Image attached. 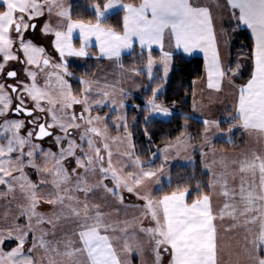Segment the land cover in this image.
I'll return each mask as SVG.
<instances>
[{
    "label": "snow or ice",
    "instance_id": "1",
    "mask_svg": "<svg viewBox=\"0 0 264 264\" xmlns=\"http://www.w3.org/2000/svg\"><path fill=\"white\" fill-rule=\"evenodd\" d=\"M211 2L215 4L216 0ZM227 3L232 9L239 10L236 19L251 29L255 40L254 71L247 84L239 88L236 115L228 122L239 120L240 124H233L234 127H242L264 137V0H227ZM118 6L126 12L122 35L101 26V20L106 14ZM54 9H57L58 17L68 20L67 33L53 30L48 24L44 25L43 31L54 32L55 47L62 58L65 55H87L84 48L89 45L93 36L99 42L103 56L110 59L119 58L121 49H130L132 39L135 37L139 40L141 48L151 49L153 44L159 46L166 76L172 58L171 52L164 51L167 33L170 47L182 48L186 53L198 48L205 53L209 89L221 91L222 82L230 75H236L230 67L221 65L212 11L207 4H201L200 0H143L139 7L120 5L119 0H108L102 6L98 2L93 5L97 23L87 25L72 23L71 14L64 8L62 0H0V60H2L0 76L15 81L14 84L0 83V117H7L9 112L13 111L18 115L32 118L28 123L35 125L33 131L21 136L20 129L25 127L24 120L5 119L3 124H0L4 130L0 136L6 141L0 142V186H4V189L0 190V199L12 195L13 199L19 196L27 202L18 205L19 215L12 224L6 230L0 229V264H44L45 259L47 264H131L129 258L131 253L142 255L143 248L138 241L135 244L129 242L127 221L123 222L125 227L120 228L118 224L108 222L106 214L100 210V205L89 206L90 197L94 196L98 189H103L104 193L110 196H119L121 204L124 202L121 190L134 193L139 199L146 201L143 215L149 217L155 226L141 227L139 231L147 236L152 245L154 264H161L162 251L169 255V264H221L223 250L218 242L217 226L214 222L217 219L223 220L225 216L233 221L226 230L239 226L253 236L251 240L245 236L254 253L249 255L252 264H264V155L257 151L245 154L243 159L233 161L237 168L230 173L227 172L225 165L226 171L219 176L214 175L207 185L209 193L201 192L200 185H197V198L191 203L186 200L190 195L187 188L173 191L157 201L149 195H141L138 189L153 180L159 185L164 174L163 166L159 170L145 171L137 159L134 164L139 170L127 173L126 179L121 171L113 166V153L106 142L103 143V151L107 154V167L104 166L105 156L101 154L102 148L92 137L107 140L106 127L104 130L97 127L96 122L101 118H93L90 113L92 104L102 105L105 101L90 99L92 86L88 81H81L85 85L83 96L77 98L62 73H46L48 82L42 88L37 84L36 72H27L32 81L31 84H27L18 79L16 70H7L9 62H20L19 55L14 52L17 41L19 49L26 57L24 63L35 65L41 72L50 66V60L44 56V48L26 40L25 33L36 29L34 20L45 15L46 11L51 14ZM233 15L235 16V13ZM74 29L80 30L84 44L79 50L73 49L71 45V34ZM153 63L149 54L147 71L150 80L153 79ZM51 67L63 68L64 73H67L66 65L54 64ZM140 74L141 70L135 71V75ZM53 75L57 83L55 90L51 88ZM228 82L231 83L230 80ZM21 89L23 95L13 97L9 94V90L11 93H17ZM158 92L159 88L153 90L154 98ZM98 94L103 98L109 95L102 90ZM25 97L33 102L32 108L26 106ZM13 100L18 101L14 108ZM42 101L46 102L47 107ZM76 104L84 106L83 112L79 115L75 112L67 113L66 110ZM148 104L154 114L166 117L172 115L167 108L156 104L154 99L149 100ZM39 113L50 114L52 123L41 122ZM84 113H88V116L85 117ZM77 121H84L86 127ZM202 123L205 126V143L212 147L209 133L215 128L217 131L213 135H225L219 131L222 121L205 119ZM56 127L64 133L63 137L56 136V142L60 144L61 140L65 139L67 147H61L59 155L45 153V163L38 165L36 156L40 149L39 145L31 142L32 137L35 136L39 140L52 136L53 132L50 129ZM82 127L84 131L80 139L86 142L89 152H84L83 145H78L75 140L68 139L71 136V129ZM231 131L230 128L228 132ZM4 133L11 135L7 136ZM77 148L82 155H77ZM69 157H75L76 162V168L72 169L71 174L64 166V161ZM50 161L53 162L52 167H48ZM26 166L36 169L41 175L38 183L28 178L24 171ZM80 168L84 169L83 174L77 172ZM90 170L93 173L99 171L103 179H110L113 182V186L109 187L103 180L98 185H88L86 177ZM73 176L75 184L69 187ZM237 176L239 183H230L229 177L235 181ZM129 179L131 184L128 182ZM47 184H51L52 190L45 197L42 195L41 186ZM77 192L83 193V200L75 194ZM213 194L225 198L223 207L218 212L213 211ZM41 202L59 206V211L46 218L36 211ZM22 217L26 220L23 225L16 222ZM61 220L74 222L75 228L71 235L66 234L63 241L45 239L48 235H55ZM44 223L50 224L51 230L41 229L40 235L37 236L36 227ZM117 230L124 234L122 247L118 245L120 237L114 235ZM30 233L31 246L26 249ZM133 239L135 240V234ZM6 241H13L16 246L5 252L3 245ZM37 249L43 250L45 256L35 255Z\"/></svg>",
    "mask_w": 264,
    "mask_h": 264
},
{
    "label": "rangeland",
    "instance_id": "2",
    "mask_svg": "<svg viewBox=\"0 0 264 264\" xmlns=\"http://www.w3.org/2000/svg\"><path fill=\"white\" fill-rule=\"evenodd\" d=\"M206 1L205 4H207L212 11L213 19L217 18L220 15V11L222 6L225 4L224 0H216V3L213 4L211 0H200V2ZM63 6L65 9H67L71 16L74 13V8H76L77 11H88L95 15L93 5L96 3H93L90 7L87 5L86 9L85 7H80L83 3V0H62ZM108 0L105 1L107 3ZM120 5H132L131 3L125 2L123 0H119ZM138 4V3H137ZM136 5V4H134ZM76 6V7H75ZM122 10L123 16H124V9L122 7H116L115 9L109 11L106 16L101 20V22L110 14ZM57 9H54L51 14H48L47 11L45 12V15L39 17L38 19L34 20L33 23L36 25V29L34 31H29L25 33V39L32 41V43L36 46L43 47L45 52L44 56H46L50 60V67H47L44 72H41L40 69H38L35 65H28L23 62V64H19L15 69L14 66L9 65L7 66V70L14 69L17 72H20V75L23 76L22 78L18 79L22 83L31 84V78L27 75L28 71H33L37 73V84L39 87H45L48 82V77L46 73L50 72H59L64 75V79L69 84V76L67 73H70V70H68L69 64H75L74 66H79L85 64L87 60H92L94 62L95 70L92 72V74L89 76V78L80 79L81 81H88L92 86V95L90 99H103L105 102L102 105H96L92 104L91 106V116L93 118L100 117L101 119L96 122V126L99 127L101 130H104L106 127V136L107 140H103L101 137H95L92 138L97 142V144L102 148L101 154L105 156V167H107V154L103 151V143L106 142L109 144V150L113 153L112 156V163L113 166L120 170L122 175L127 179V173L129 172H135L139 169L134 164V161L137 160V158L134 156V150H133V141L131 134L128 130V124L126 122V106L125 99L131 98L133 96L140 95L145 89H147V84L143 83L139 77V75H135V70H129L128 72L125 71L126 68L123 67L121 63V57L116 58L112 57L111 59L107 56H103L100 51V45L99 42L95 39V37H91L90 43L87 47L84 48L87 55L84 56H68L65 55L63 58L60 56V53L56 50L55 47V40L56 37L54 35V32L45 33L43 31V27L45 24L50 25V27L53 30L63 31L67 33V24L68 20L66 18L58 17L56 15ZM77 14V13H76ZM126 14V12H125ZM226 15V14H225ZM235 17L232 18V20L226 18L225 21L229 26L235 27ZM72 23H83V24H96L97 23V17L96 22H84L79 20H74L71 18ZM230 22H234L232 25ZM101 26L105 29H110L102 25ZM112 30V29H111ZM114 31V30H112ZM124 28L122 25V31L116 33L123 34ZM221 32V31H220ZM71 45L72 48L75 50H79L81 47L84 46L83 41L80 37V30L74 29L71 34ZM133 49V47H132ZM124 49H121V51ZM197 51H201L200 49H196ZM164 51H166V48L164 47ZM14 52H16L20 59L24 61L26 57H24L23 52L19 49V42L14 45ZM203 52V51H202ZM187 57V56H186ZM154 63L152 66V73H153V81L155 78L160 79L161 83L155 89L159 88V92L157 93L156 97L152 96L146 101V106L148 107V114L146 116V120H168L170 116H163L154 114L151 111L150 105L148 104L149 100H153L158 105H161L163 108H167L172 114L174 113V110L170 108V106L157 102L156 98L160 93H162L165 83L167 82L170 74V64L172 62V58L168 65V73L165 76L164 73V65L162 63V56L160 58H154L152 57ZM2 62V60H0ZM147 63L148 59L145 62L144 66H142V71L146 74L147 79L148 77V71H147ZM54 64H63L66 65L67 73H64L63 68L61 69H53L51 65ZM232 64V63H231ZM68 65V67H67ZM122 65V66H121ZM42 67V62H41ZM172 69V68H171ZM204 69V67H203ZM234 72L236 71L235 68L232 69ZM203 76V75H202ZM202 78V77H201ZM200 78V79H201ZM204 79H201L199 83L197 80L193 82V93L191 97V115L194 118L200 117V119H197L199 121H203L205 119L207 120H216L220 121L222 119L231 120L233 116L236 115V108H237V102L238 95H239V88L242 85H239L233 80L232 75L226 78L222 82L221 91H216L214 89H209L207 87L208 82V74H205ZM150 80V79H149ZM231 81V83H227L228 81ZM249 80V79H248ZM4 83V82H2ZM11 83L14 84L15 81L11 80ZM149 83V82H148ZM247 84V82H246ZM195 85V86H194ZM244 86V85H243ZM81 95L76 96L77 98H81L83 96V90L85 85L81 83ZM51 88L55 90L57 88L56 83V77L53 75L51 77ZM106 91L109 93L108 97L103 98L98 93L100 91ZM72 91V90H71ZM23 94L22 89L18 91L17 95ZM74 95V94H73ZM27 98V97H26ZM26 101L27 107H33V102L28 98ZM43 104L47 107V104L45 101H42ZM83 105L76 104L73 105L71 109H67V113L71 114L72 112H75L77 115L79 113L83 112ZM229 109L231 112H227ZM101 110H106L105 113H99ZM42 114L47 118L51 119L50 114L45 113H39ZM113 115V124L112 127L114 129V132L109 131L108 126V119ZM36 115V113H35ZM59 115V113H58ZM85 117L88 116V113H84ZM195 117V118H196ZM202 117V118H201ZM4 122V121H3ZM3 122L1 124H3ZM78 123H81L84 125V121H77ZM235 125H239L240 121L235 120ZM50 123V122H49ZM86 127V125H84ZM84 127L80 129H71V138L76 141L78 145H83L84 152H89V149L87 147V144L85 141H81L80 136L84 131ZM230 129V128H229ZM228 129V130H229ZM231 133L228 132V130L222 131L219 129L221 133H224L225 135L216 136L213 135L217 130L215 128L212 129V131L209 133V137L211 140L212 147H209L208 144L205 143V136L204 133L202 135V139L197 142L193 143L191 142V136L189 133H184V135L174 141L173 143L163 146L160 149H157L151 154L150 160L148 162H142L140 161L141 165L144 166L145 171L148 170H159L163 166V177H161V183L159 185L156 184L155 180L147 182L143 187L139 188L138 191L141 195H149L154 200H160L163 198L161 197H155V192L159 190L163 183L168 182L170 172L172 168L176 166H184L189 165L194 160V155L196 153L199 154L202 164L203 172L206 173L209 177V182L213 179V176H219L222 174V170L225 169V165H227V168L229 170L230 162H232V157L234 153L227 152L222 149H217L213 147V144L217 141H231L232 137L235 134H239L244 138V145L249 147L254 146L252 144L254 142V139L257 140V138L260 137L259 141L257 142V145H262L264 147V137H261L258 133H254L252 131L245 130L242 127H232ZM3 128L0 127V133H3ZM9 133H4V135ZM11 134V133H10ZM57 134V133H56ZM64 133L57 134L56 136L63 137ZM9 136V135H8ZM56 136L49 138L47 141L41 144L32 142L33 144L39 145L40 151L38 152L36 156V163L38 165H43L45 163V153L51 152L55 153L56 155H59L61 151V147H65V139L61 140V143L58 144L56 142ZM3 140L4 143L6 141L3 139V136H0V142ZM27 150V149H26ZM77 155H82L80 152V149H76ZM232 156V157H230ZM157 159H160L161 162L159 163V168L152 169L150 167L151 164ZM53 162L48 163V167H52ZM205 165H208L209 167L206 168ZM64 166L68 169L69 173L71 174L72 169L76 168V162L75 157H69L66 161H64ZM25 173L27 174L28 178L33 182H39V180L42 178L41 175H39L36 171V169L31 167H25L24 169ZM77 172L79 174L84 173V169L80 168L77 169ZM14 175H18V173H13ZM51 179V177H49ZM87 183L88 185L95 186L100 184V182L103 180L104 184H107L109 187L113 186V182L110 179H103L102 175L99 173V171L93 173L91 170L87 174ZM129 184H131V180H128ZM75 184V177L73 176V179L69 185L71 187ZM237 184V183H236ZM43 189L42 195L47 197L49 192L52 190L51 184L42 185ZM4 186H0V190H3ZM210 191V190H209ZM80 197L81 200L84 199V195L81 192L75 193ZM120 194L123 196L124 202L121 204L119 202V196L113 197L106 193H104L103 189H98L97 192L94 194V196L90 197L89 200V206L91 207L94 204L100 205V210L106 214V218L108 219V222L111 224H118L120 228L125 227L124 221L128 222L127 225V231H128V238L129 242L135 244L136 241H138L143 248V254H138L136 252L131 253L130 255V261L131 264H154V254L151 251L152 245L149 242L147 236H145L144 233H141L139 229L141 227L149 228L154 227V222L149 218L145 217L143 215L144 212V204L146 201L141 200L137 197L134 193H129L127 191L121 190ZM170 195V194H167ZM225 202V198L223 196H216L213 194L212 197V206L213 211L218 212L220 208L223 207V204ZM27 202L23 200L21 197L17 196L16 199H13L12 195H7L3 199H0V229H7V227L12 224L13 220L16 216L19 215V207L20 204H26ZM36 211L38 213L43 214L46 218L51 217V215L54 212L59 211V206H53L50 204H46L41 202L38 206ZM242 219V218H241ZM243 220V219H242ZM17 223L23 225L26 220L25 218H21L19 221H16ZM242 223L243 221L240 220ZM217 226V232L219 234V231L223 229V227H229L227 225H230L233 223V221L230 219V217L225 216L223 220L217 219L214 222ZM51 225L48 223H44L41 225H38L36 227L35 234L37 236L40 235V230L44 229L46 231L51 230ZM239 227V226H238ZM75 224L72 220H61L60 224L57 226L55 230V235H48L45 237V239L50 241H63L65 239L66 234L71 235V232L74 230ZM242 228V227H239ZM133 234H135V240L133 239ZM116 237H120V240L118 241V245L122 247L123 245V236L124 234L121 233L119 230L114 233ZM223 236V239L218 242H221V248L223 250L221 259V264H252V261L249 259L250 253H252V247L249 245L243 244V240L241 239L242 235H248L246 233L241 234V232L238 233H228L229 237L225 235V233L221 234ZM231 236V239L229 241V238ZM31 237L32 233L29 234V240L25 245V248L31 246ZM74 239V237H73ZM241 242V243H240ZM245 243V242H244ZM16 244L13 241H6L3 245V250L5 252L11 251L13 247H15ZM61 250H63V245L61 243ZM35 255L43 257L45 256V253L43 250L37 249ZM162 259L161 264H169L170 257L167 253H164L162 251L161 253ZM59 259V257H57ZM134 262H132V260ZM44 264H47V260H44Z\"/></svg>",
    "mask_w": 264,
    "mask_h": 264
},
{
    "label": "trees",
    "instance_id": "3",
    "mask_svg": "<svg viewBox=\"0 0 264 264\" xmlns=\"http://www.w3.org/2000/svg\"><path fill=\"white\" fill-rule=\"evenodd\" d=\"M106 0H83L81 7H89L93 3H105ZM131 4H137L140 0H123ZM76 7V6H75ZM75 11L71 18L84 22H96V17L88 11ZM77 13V14H76ZM123 11L119 10L108 15L101 23L103 26L114 31H122ZM225 37L229 49L228 67L235 68L236 75H232L233 80L239 85H244L252 74V42L247 32L237 25L224 28ZM157 58L159 53L156 51H141L134 47L132 51L121 57V63L124 68L131 70H141L148 59ZM232 63V64H231ZM237 65L239 67L237 68ZM204 62L200 56L185 57L180 53L172 56V69L165 87L156 98L157 102L166 104L174 110V113L168 120H146L148 107L146 101L152 96L155 87L160 85L161 80L155 78L153 81L147 79L146 74L141 70L139 75L141 81L147 84V89L138 96L126 98V122L128 130L133 141L134 156L142 162H148L151 154L163 146H167L177 139L181 138L184 133H189L191 142L197 143L202 139L204 133V124L193 118L191 115V97L193 93V82L200 79L203 75ZM70 73L74 75V81L71 82V90L75 96L81 95L80 79H87L95 70L94 62L87 60L85 64L68 67ZM231 76V75H230ZM149 82V83H148ZM101 110L99 113H105ZM113 115L108 119L109 131L114 132L112 127ZM220 129L222 131L233 127L227 119L220 120ZM244 146V138L235 134L231 141H217L213 144L214 148L225 151H237ZM161 160L157 159L150 165L152 169L159 168ZM170 180L163 183L162 187L155 192V197L171 194L173 191L187 188L190 195L186 197L188 203L197 198V185H200V191L209 193V177L203 172L201 159L198 153L194 155V160L189 165L176 166L172 168L169 176Z\"/></svg>",
    "mask_w": 264,
    "mask_h": 264
},
{
    "label": "crops",
    "instance_id": "4",
    "mask_svg": "<svg viewBox=\"0 0 264 264\" xmlns=\"http://www.w3.org/2000/svg\"><path fill=\"white\" fill-rule=\"evenodd\" d=\"M142 2H143V0H140V2L138 4H136V5L132 4V6L139 7ZM205 2L206 1H203V2H200V3L201 4H205ZM224 2H225V4L221 8L222 11H220V15L217 18L213 19V26H214V31H215V34H216V45H217V50L219 52L221 65H222V67H228V63H229V49H228V44H227V40H226V37H225V31H224V28L228 27L229 25L227 24L225 19L228 18V19L232 20V18L235 17V20H234L235 25H237L239 28L245 30L247 32V34L249 35V37L251 39V42H252V72H253L254 71L253 52H254V48H255V40H254V37L252 36L251 29H248L245 25L240 24L238 19H236V17H238V15H239V10L238 9H232L228 5L227 0H224ZM233 13H235V16L233 15ZM125 15L126 14H125V11H124V16ZM124 16H123L122 25L124 23ZM149 18H150V13H149ZM234 22H230L231 25ZM132 47L133 48L137 47L139 50L146 51V52L152 51V50L156 51V52L159 53V56L157 57V59L162 56V52H161V49L159 48V46L153 44L151 49H149L147 47L141 48L139 40L137 38H135V37H133V39H132ZM132 47L130 49H124V50L120 51V56L119 57H122V56H125V55L129 54L132 51ZM164 47L166 48V51H169V52L172 53V56L174 54H176V53H180V54H182L185 57L186 56L187 57H192V56H200V57H202L203 62H204V69H203V76H202L201 79H204L203 77H205V74H208L207 67H206L207 61L205 59V53L204 52L197 51L196 49H194L191 53H186V52L183 51L182 48L181 49H176L174 46L170 47L167 33L165 35ZM171 68H172V62L170 64V70H171ZM129 70H131V69H125V71H127V72ZM201 79L197 80V82L199 83L200 81H202ZM227 83H229V82H227ZM244 85H246V83ZM236 101H238V100H236ZM227 110H228L227 112H231L229 109H227ZM196 119H200V117H196ZM254 133H256V132H254ZM259 139H260V137L257 138V140L254 139V142L252 144H254V143H256V144H254V146H252V147L248 148V146L244 145L240 150L231 151L232 153H234V154H232V155H234L233 157L230 156V157H232V160L233 161H239V160L244 158L245 154H250L253 151H257L261 155H264V147H262L263 144L262 145H257V142L259 141ZM227 152H230V151H227ZM233 161L229 163L230 164L229 170L227 168V172H229V173L233 172L237 168V164H234ZM225 171L226 170H224V171L222 170V173H224ZM248 178L251 179L250 176ZM229 180H230V183H233V184H236V183L238 184L239 183V177L238 176H237V179L235 181H232L231 177H229ZM257 180H258V174H257ZM241 218L243 219V217H241ZM241 218H240V220L243 221ZM227 226H229V225H227ZM226 229H228V227H223V229L219 231L218 241H219V239L220 240L223 239V236L221 235L222 233H225L226 237L227 236L229 237V235H227L228 233L241 232V234H244V233L248 234L247 235L248 240H251L253 238V236L251 234L247 233L244 228H239L237 226L235 228H232L231 230H226ZM245 236L246 235H242L241 239L245 242V243L243 242V244L247 245L248 241L245 240ZM230 239H231V236L229 238V241H230ZM219 244L221 246L222 243L219 242ZM249 245L251 246L250 243H249ZM134 260L135 259H133L132 262H134ZM133 264H135V263H133Z\"/></svg>",
    "mask_w": 264,
    "mask_h": 264
},
{
    "label": "flooded vegetation",
    "instance_id": "5",
    "mask_svg": "<svg viewBox=\"0 0 264 264\" xmlns=\"http://www.w3.org/2000/svg\"><path fill=\"white\" fill-rule=\"evenodd\" d=\"M20 64H23V61L20 59V62H18ZM16 61H11L9 62V65H12L14 66L15 69H17L16 67L19 66ZM69 65H75V64H69ZM42 67H43V64H42ZM50 67V66H49ZM68 67V65H67ZM9 70H14V69H9ZM18 77L19 78H22L23 79V76L20 75V72H18ZM11 80H13L12 78H6L4 76H0V83L4 82L6 84H12L11 83ZM69 85L71 84L72 81H74V75L71 74V76H69ZM18 93V92H17ZM17 93H11L10 90H9V94L13 97H16L18 96ZM20 95H23V94H20ZM25 100H28V98L25 97ZM16 103H18L17 100H13V108L15 107ZM28 108H31V107H28ZM80 114V113H79ZM35 115V113H34ZM39 116L41 117V122H44V121H47V123H52V120L47 118L42 115V114H39ZM5 119H8V120H24L25 121V127L24 128H21L20 129V135L21 136H26L27 135V132L28 131H33V129L35 128V125L33 124H29L28 123V120L32 119L30 117H27L25 115H18L16 114L15 112L13 111H10L9 114L7 115V117H0V124L5 120ZM38 131V129H37ZM50 131L53 132V135L52 136H48V137H44L43 139H36L35 136L32 137V142H35V143H38V144H41V143H44V142H48L47 140L51 137H55L58 133L61 134V130L59 129V127H56V128H52L50 129ZM57 133V134H56ZM7 136L11 135L10 133L9 134H6ZM63 136V135H62ZM68 139H72L71 137H69ZM3 142V140H1ZM4 143V142H3ZM65 144V147H67V140L66 142L64 143Z\"/></svg>",
    "mask_w": 264,
    "mask_h": 264
}]
</instances>
